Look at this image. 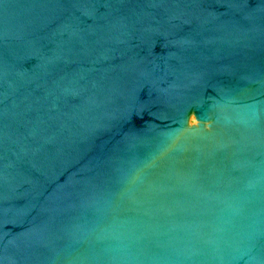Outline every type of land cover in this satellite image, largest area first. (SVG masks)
<instances>
[{"label": "water", "instance_id": "1", "mask_svg": "<svg viewBox=\"0 0 264 264\" xmlns=\"http://www.w3.org/2000/svg\"><path fill=\"white\" fill-rule=\"evenodd\" d=\"M0 264H264V0H0Z\"/></svg>", "mask_w": 264, "mask_h": 264}]
</instances>
